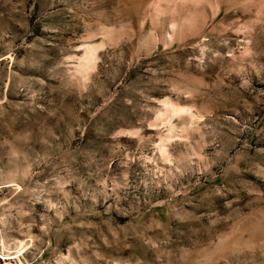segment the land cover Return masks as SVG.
Here are the masks:
<instances>
[{
	"label": "rangeland",
	"instance_id": "1",
	"mask_svg": "<svg viewBox=\"0 0 264 264\" xmlns=\"http://www.w3.org/2000/svg\"><path fill=\"white\" fill-rule=\"evenodd\" d=\"M0 264H264V0H0Z\"/></svg>",
	"mask_w": 264,
	"mask_h": 264
}]
</instances>
